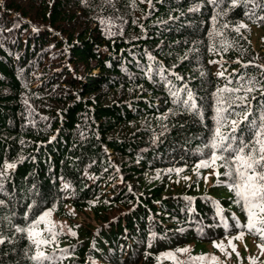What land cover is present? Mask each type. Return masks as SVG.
I'll return each mask as SVG.
<instances>
[{"label": "trees", "instance_id": "trees-1", "mask_svg": "<svg viewBox=\"0 0 264 264\" xmlns=\"http://www.w3.org/2000/svg\"><path fill=\"white\" fill-rule=\"evenodd\" d=\"M262 17L264 0H0V264H226L206 247L226 224L264 244L226 169L199 166L217 108L237 143L264 125ZM67 206L95 223L37 248L32 225Z\"/></svg>", "mask_w": 264, "mask_h": 264}, {"label": "snow or ice", "instance_id": "snow-or-ice-1", "mask_svg": "<svg viewBox=\"0 0 264 264\" xmlns=\"http://www.w3.org/2000/svg\"><path fill=\"white\" fill-rule=\"evenodd\" d=\"M233 6L236 4V0H232ZM261 19H264L262 17ZM227 25H225L226 27ZM240 27H246V25L241 24ZM239 31V28L236 29ZM223 75V73H220ZM251 87L248 91H252ZM219 92L230 91L227 87L218 90ZM231 91H240V89H232ZM190 102V103H189ZM218 104L220 103V98L218 97ZM189 107L195 109L197 107L196 100L192 93H188L187 100L184 101ZM222 109L217 108V127L214 131V136L210 144L205 147H209L212 151L210 152L208 160L202 161L199 165L200 167H208L212 165H217L218 167H224L226 169L225 175L229 179L228 187L235 193L238 204L242 205L243 210L247 215L246 224H237V227L247 228L249 232L255 231L257 234L264 237V125L260 126L255 133L253 140L249 142L237 143L234 133L238 122L233 120L232 124V134L224 135L221 132V123L219 113ZM247 117H245L246 119ZM222 161V164L218 162ZM9 168L14 167V165L9 164ZM217 176L219 172L217 171ZM51 216V212H44L32 225L36 227L37 225L47 222L51 225V221L47 218ZM23 231V229H21ZM51 233V240L40 239L34 240L37 248L40 244H49L55 241L56 233L52 232V227L48 228ZM29 235H33L29 231ZM36 236H40V233H35ZM244 233L240 232L237 236L232 237L235 239H242ZM3 241L0 240V243ZM231 243V241H230ZM214 246L223 249V244H217L214 242ZM235 249V245H232ZM264 249V244L260 245ZM189 249H177V252L186 253ZM163 258L173 259L175 261V253L168 252L162 254ZM33 260L37 261L38 264H44L45 261H51V257L46 255L43 251H37L35 256L32 257ZM193 261L200 262L203 264L205 261H209L210 264H218V260L215 257H193ZM176 264H184V262L177 261Z\"/></svg>", "mask_w": 264, "mask_h": 264}, {"label": "rangeland", "instance_id": "rangeland-1", "mask_svg": "<svg viewBox=\"0 0 264 264\" xmlns=\"http://www.w3.org/2000/svg\"><path fill=\"white\" fill-rule=\"evenodd\" d=\"M262 31L257 30L255 32V34L253 35L254 39H257V35H262ZM67 209L72 210V213L74 214V218H69V217H59L54 213H51V217H48L47 219L49 221H51V224H54L57 222L60 223H64V224H71L72 222H78L80 224H85L87 222H90L92 224L95 223V219L93 218L92 213L89 211V209H85L82 211H76L75 209H73L70 206H67ZM49 226V224L47 222H44L43 224H41L38 228H35L34 231L36 233H40L41 234V238L46 239L45 236L43 235V233L47 234L45 231H47L45 228H47ZM231 225H229L230 227ZM239 233H237L236 235H229V236H221V234H219V236H217L219 238V243L223 244V249H219L217 251H214V253H216L217 256L220 257V259L225 262L226 264H252L253 262H255L259 257H261V259L259 260V262L261 264L264 263V249H262L260 247V242L254 241V237L251 236H247L243 235L242 239H235L233 240L232 237L237 236ZM244 237H246L244 239ZM253 239V242L251 240L248 239ZM49 240V237L47 238ZM233 240V241H231ZM179 240L176 241V243ZM230 241H231V245H230ZM194 243H190L187 246H184L180 249H189L191 250V248L193 247ZM232 245H235V249H233V247L231 248ZM212 245L208 244L207 245V249L208 251L212 250ZM190 252H186V253H178L179 258L181 259H185L186 257H190Z\"/></svg>", "mask_w": 264, "mask_h": 264}, {"label": "bare ground", "instance_id": "bare-ground-1", "mask_svg": "<svg viewBox=\"0 0 264 264\" xmlns=\"http://www.w3.org/2000/svg\"><path fill=\"white\" fill-rule=\"evenodd\" d=\"M157 138V137H156ZM188 165V164H187ZM78 227V226H77Z\"/></svg>", "mask_w": 264, "mask_h": 264}]
</instances>
